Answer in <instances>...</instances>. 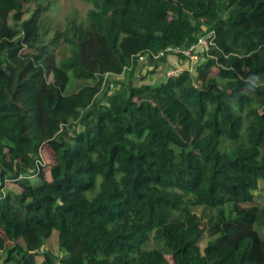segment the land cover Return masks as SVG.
Masks as SVG:
<instances>
[{
	"label": "trees",
	"instance_id": "trees-1",
	"mask_svg": "<svg viewBox=\"0 0 264 264\" xmlns=\"http://www.w3.org/2000/svg\"><path fill=\"white\" fill-rule=\"evenodd\" d=\"M86 1L49 38V0H0V264H264V0ZM211 33L192 71L166 51ZM162 66L184 70L146 83Z\"/></svg>",
	"mask_w": 264,
	"mask_h": 264
},
{
	"label": "rangeland",
	"instance_id": "rangeland-1",
	"mask_svg": "<svg viewBox=\"0 0 264 264\" xmlns=\"http://www.w3.org/2000/svg\"><path fill=\"white\" fill-rule=\"evenodd\" d=\"M49 1L51 2L50 8L43 15V17L45 19V24H46L45 27L49 29V31H48L49 38L53 35V33L57 29L64 30L66 25H67L68 20L71 18H74L75 16L77 17V20L79 22H85V25H87L86 15H87V12L90 9L91 5L86 0H49ZM7 17H8L9 22H12V20H15L17 18V15L15 14L14 11H11ZM88 30H89L88 33L92 37V54L104 57L103 55L99 54V51L101 52L102 49H107L106 47H104L106 44L105 40H103L101 38V36L98 33H96L92 27H89ZM71 48L73 49V46H71L65 42H63V45L59 44L58 46H56L55 51L57 53L58 63L64 57L68 58L71 56V54H72V52L70 50ZM143 63L144 62H142L141 64H143ZM169 69H174V68L164 69L163 66L158 68L157 72L155 74L146 76L145 82L151 83V84L160 83L161 81L165 80V78L167 77L166 72ZM217 69H218L217 66H213L211 68V73L216 74V72L218 71ZM127 72L128 71L125 70L123 73H121L118 76L114 75V77L116 79H121V80L127 82L128 78H129V76H127ZM136 73L140 74V69L137 70ZM115 78L111 77L110 80H113ZM82 85L85 86L83 88L86 89L85 92H86L87 96L90 95V93H91L92 98H94L97 96L99 97L102 94L103 84L100 81H96V82L90 81V82L82 83L80 80L75 79L73 77L69 79V83L67 85L66 90L61 91V92L63 94H73V93L78 92L79 90L83 89V88H81ZM110 87H114V83L112 84V82H110ZM79 88H81V89H79ZM44 96L48 97L49 92L45 93ZM63 108L59 109V111L63 110ZM53 114L55 116H57V118L62 117L64 119L68 120L67 123H65L66 125H68V124L72 125L77 120L76 118H74V117H76V112L74 110H70V111L65 110V111H61L57 114H56V110H54ZM177 122H180V120H178ZM61 125H62V123H57V126L56 125H54V126L58 128ZM223 147H229V143L225 142L223 144ZM40 157H41L40 159H41L42 165L45 166V167H43L44 168L43 172L45 173V175L47 177H49V171L47 169V166L51 165L53 163V155L49 151L46 144H43L40 148ZM38 181H39V179L36 177L33 179V182H38ZM255 196L258 200L259 205H261V207H264V183H260L257 191L255 192ZM193 211L197 215H199L200 218L202 219V221H204V222H206L207 219H209L210 215H211L210 210L203 208L202 206L194 207ZM259 233L262 236H264V228L260 229ZM0 238L5 240L7 245H11V242L7 240L1 226H0ZM208 238L209 237L206 234L202 235L201 241H200V247H202L206 243ZM3 256H4V253H3V251L0 250V261L2 260Z\"/></svg>",
	"mask_w": 264,
	"mask_h": 264
},
{
	"label": "built area",
	"instance_id": "built-area-1",
	"mask_svg": "<svg viewBox=\"0 0 264 264\" xmlns=\"http://www.w3.org/2000/svg\"><path fill=\"white\" fill-rule=\"evenodd\" d=\"M212 33L207 36H200L196 42H193L189 46H183V47H175V48H167L166 51L168 52H176L184 57L188 58L189 60V66L187 70L192 71L193 65L195 62H197L202 55H208L209 50L212 46ZM160 55H164V52H160ZM159 55H153V57H157ZM144 57H139V60H143ZM184 68H174L169 69L166 72L167 77H173L175 75H178L179 73L183 72Z\"/></svg>",
	"mask_w": 264,
	"mask_h": 264
}]
</instances>
